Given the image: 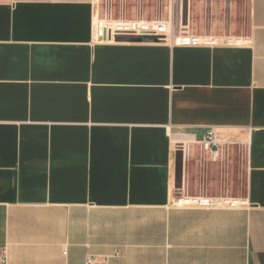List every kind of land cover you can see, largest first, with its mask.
<instances>
[{"label": "crops", "instance_id": "1", "mask_svg": "<svg viewBox=\"0 0 264 264\" xmlns=\"http://www.w3.org/2000/svg\"><path fill=\"white\" fill-rule=\"evenodd\" d=\"M100 1L0 0V255L264 264V0H186L185 23L173 0L177 31L239 46L95 41ZM209 127L229 143L215 161L190 146Z\"/></svg>", "mask_w": 264, "mask_h": 264}, {"label": "built area", "instance_id": "2", "mask_svg": "<svg viewBox=\"0 0 264 264\" xmlns=\"http://www.w3.org/2000/svg\"><path fill=\"white\" fill-rule=\"evenodd\" d=\"M221 1V0H214ZM113 0H105L100 9L94 12L92 37L95 41H115L118 36L145 37L170 45H204V46H239L250 43L244 36H210L191 34L175 29L173 20V0H169L168 16L166 18L127 17L125 13L114 14ZM215 127H209L200 141H194L201 152H207L215 161L228 147V142L217 139ZM240 197L218 196L204 197L182 193L175 198L178 207H225L235 208L244 205ZM0 264H6V256L0 255ZM85 264H99L94 256L88 255Z\"/></svg>", "mask_w": 264, "mask_h": 264}, {"label": "rangeland", "instance_id": "3", "mask_svg": "<svg viewBox=\"0 0 264 264\" xmlns=\"http://www.w3.org/2000/svg\"><path fill=\"white\" fill-rule=\"evenodd\" d=\"M105 0L100 1V5L104 3ZM109 1V0H108ZM162 0H128L127 4L123 0H113V12L115 15L119 13H125L127 17H143V18H155L159 17L160 10L162 9ZM165 4V0H164ZM176 22V21H175ZM177 30V27L175 26ZM192 148L197 151L200 150L197 144L190 145ZM185 149L188 150V146H185ZM233 149L239 154L243 153L242 149H239L235 146ZM237 191V192H236ZM234 196L239 195V189L235 188ZM192 195V194H189Z\"/></svg>", "mask_w": 264, "mask_h": 264}, {"label": "water", "instance_id": "4", "mask_svg": "<svg viewBox=\"0 0 264 264\" xmlns=\"http://www.w3.org/2000/svg\"><path fill=\"white\" fill-rule=\"evenodd\" d=\"M186 13H187V6H186V0H182V23H185V18H186ZM125 38L124 36H118L117 39L121 40ZM180 161H181V152H180ZM180 170H181V162L179 164Z\"/></svg>", "mask_w": 264, "mask_h": 264}]
</instances>
